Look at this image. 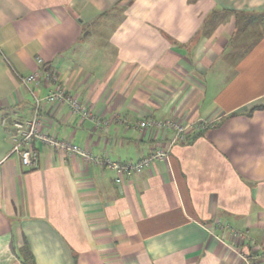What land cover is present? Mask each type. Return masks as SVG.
<instances>
[{
    "label": "crops",
    "instance_id": "crops-1",
    "mask_svg": "<svg viewBox=\"0 0 264 264\" xmlns=\"http://www.w3.org/2000/svg\"><path fill=\"white\" fill-rule=\"evenodd\" d=\"M261 18L264 0H0V264L25 243L35 264H264ZM46 72L90 117L42 102L40 133L97 162L12 154ZM150 118L212 125L142 174L110 169L168 147Z\"/></svg>",
    "mask_w": 264,
    "mask_h": 264
},
{
    "label": "built area",
    "instance_id": "built-area-1",
    "mask_svg": "<svg viewBox=\"0 0 264 264\" xmlns=\"http://www.w3.org/2000/svg\"><path fill=\"white\" fill-rule=\"evenodd\" d=\"M38 64L42 67L44 63L41 59H39ZM45 79L46 81L53 83V89L49 91L46 97L42 100L35 98V112L32 119L27 121H15L12 123L15 132V145L13 147L12 154L17 155L20 158L23 166L29 169L37 168L39 164V153L33 145L35 141H39L52 151L69 154L71 156H80L86 161L97 162V159H93L89 153L83 151L80 147L69 142L59 140L55 136L40 133L39 127L42 124L40 106L42 102L52 105L67 104L71 112L74 115L79 116L82 120H86L90 117L86 107L83 106L78 99L70 96L66 92L57 75L46 72ZM40 80L41 74L36 72L27 78H23L22 83L24 85L39 84ZM211 125V122L184 124L172 119H145L138 124L140 130H158L171 133V137L168 141V147L162 146L154 154L144 157L136 163L119 165L107 161L106 164L110 169H113L118 173H124L127 175L142 174L153 163L166 162L169 159V149L171 147L176 144H184L188 142L194 134L206 130L211 127ZM117 182H120V180H117ZM234 236L243 238V236L238 233H234Z\"/></svg>",
    "mask_w": 264,
    "mask_h": 264
},
{
    "label": "trees",
    "instance_id": "trees-1",
    "mask_svg": "<svg viewBox=\"0 0 264 264\" xmlns=\"http://www.w3.org/2000/svg\"><path fill=\"white\" fill-rule=\"evenodd\" d=\"M198 0H189L191 4L196 3ZM255 20V19H254ZM257 20V19H256ZM255 20V21H256ZM264 20V18H261ZM255 111H264V105L261 104H254L251 106L250 110L247 112L248 115H251ZM21 257H22V264H35L31 251L28 247V244L25 243L24 247L21 250Z\"/></svg>",
    "mask_w": 264,
    "mask_h": 264
}]
</instances>
